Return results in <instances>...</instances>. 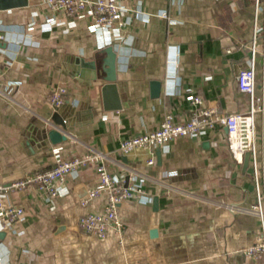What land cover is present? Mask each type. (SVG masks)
Masks as SVG:
<instances>
[{
    "label": "crops",
    "instance_id": "1",
    "mask_svg": "<svg viewBox=\"0 0 264 264\" xmlns=\"http://www.w3.org/2000/svg\"><path fill=\"white\" fill-rule=\"evenodd\" d=\"M41 1L0 11V86L16 84L0 96V181L97 152L110 173L145 193L117 205L122 246L112 232L98 240L77 228L79 216L104 205V197L79 205L97 183L92 168L72 174L55 198L35 188L9 195L5 205H20L25 213L13 233L0 237V264H263L244 255L259 230L256 217L243 211L256 202L249 158L244 167L251 130L256 151L264 147V114H249L253 0H121L142 13L127 14L133 22L122 44L114 32L91 28L86 17L47 22ZM159 12L169 19H159ZM108 47L124 96L119 111L102 110L101 80L87 86L94 71L105 76ZM172 52L178 59L173 75L167 67ZM152 80L162 83L157 99L150 97ZM60 86L68 89L69 108L82 115L84 102L92 106V119L79 115L67 141L40 147L37 132L57 109L50 98ZM252 94L264 97L261 57ZM190 95L230 115V126L154 150L153 165L146 164L147 151L119 154L121 141L157 129L164 114L186 119Z\"/></svg>",
    "mask_w": 264,
    "mask_h": 264
},
{
    "label": "built area",
    "instance_id": "2",
    "mask_svg": "<svg viewBox=\"0 0 264 264\" xmlns=\"http://www.w3.org/2000/svg\"><path fill=\"white\" fill-rule=\"evenodd\" d=\"M46 13V21L56 19L86 17L91 22V28L110 30L115 33V39L119 44L125 41V34L132 25V16L142 15L136 8L129 9L121 0H42ZM159 19H169L165 12L157 13ZM3 36L0 33V40ZM249 57L247 73L249 76L248 93L250 94L249 114H264V97L253 98L252 83L257 58L264 59V0H253L251 37L247 45ZM230 51L227 50V53ZM172 52L167 58L168 71L173 75L176 71L178 59ZM15 83L4 87L0 86V96L8 95ZM68 89L65 86L56 88L50 98L54 108H59L65 103ZM192 105L188 116L184 120H176L174 115L166 113L162 117L157 129L146 131L121 141L118 152L120 155H128L136 150L147 151L151 154L146 161L147 165H153L155 159L154 150L161 149L180 138L198 135L204 131H211L216 127H229L231 116L220 113L217 109L206 104L198 95L188 97ZM104 156L97 152H88L80 156L57 162L54 166L33 173L26 174L23 178L13 180L8 184L0 181V233H13L14 226L24 219V209L20 205L7 206L4 199L9 195L20 194L35 188L47 198H55L64 189L68 178L80 171L92 168L97 177V183L91 187L86 195L79 200L80 206H91L94 201L104 197L102 210L91 209L78 217L76 221L79 232L83 235L98 240H105L109 233L118 238V246H122L121 234L122 222L117 212V205L124 200L136 199L144 196V191L139 184L125 183L124 180L110 173L104 166ZM249 161L253 171V184L255 188L256 202L244 213H248L258 220L259 230L254 235L252 243L248 246L244 255L252 261L264 264V147L259 153L255 149L253 132L251 130V142L249 149Z\"/></svg>",
    "mask_w": 264,
    "mask_h": 264
},
{
    "label": "water",
    "instance_id": "3",
    "mask_svg": "<svg viewBox=\"0 0 264 264\" xmlns=\"http://www.w3.org/2000/svg\"><path fill=\"white\" fill-rule=\"evenodd\" d=\"M27 6V0H0V11L14 9V8H22ZM106 54V59H104V73L105 76L103 78H98L96 71L92 74V77L87 82L88 89L91 87L92 82L102 81V85H100V101L101 107L103 111H119L122 108V100L124 96L119 94L118 91V83L116 81V54L114 53L112 47H108L104 50ZM162 83L157 80H152L149 83L150 89V97L152 99H157L161 93ZM64 103L62 109H55L50 118L44 122L45 127L43 129H39L37 132V140L40 142V147H45L47 144L55 146L62 142L67 141V129L69 127H75L78 121V118L81 111H76L72 107ZM82 108V118L92 119V106H90L87 102L83 103ZM79 112V113H78ZM86 125L87 122L82 123ZM157 160L159 161V154L157 151ZM249 153H246L244 160V167L248 164ZM157 199H154V208H156ZM3 236V233L0 234V237Z\"/></svg>",
    "mask_w": 264,
    "mask_h": 264
},
{
    "label": "clouds",
    "instance_id": "4",
    "mask_svg": "<svg viewBox=\"0 0 264 264\" xmlns=\"http://www.w3.org/2000/svg\"><path fill=\"white\" fill-rule=\"evenodd\" d=\"M8 31H11V29H8Z\"/></svg>",
    "mask_w": 264,
    "mask_h": 264
}]
</instances>
